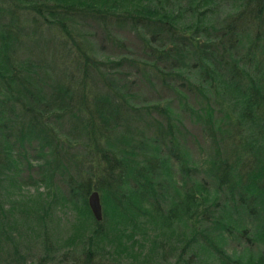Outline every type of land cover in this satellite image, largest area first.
<instances>
[{
  "label": "trees",
  "instance_id": "1",
  "mask_svg": "<svg viewBox=\"0 0 264 264\" xmlns=\"http://www.w3.org/2000/svg\"><path fill=\"white\" fill-rule=\"evenodd\" d=\"M2 1H5V5H0V198L4 195L9 198L13 191L24 184L36 185L42 182L45 186H53V172L62 168L68 170L63 161L66 157L59 146H75L72 140L65 141L59 137H63V134L58 132L55 125L63 121L76 123L84 118L86 130L80 133L76 132V128L68 127L66 132L79 133L80 137L81 134L85 137L87 151L95 158L100 155L104 159L105 176L93 184L92 176L84 178L80 171L84 166H79L76 174L79 180L76 184H68L69 189L65 193L68 197L63 195L62 202L74 205V202L79 201L77 190L81 192L82 200L88 198L92 189L98 190L105 197L106 215L116 219L118 226H130L128 224L132 222V233L135 234L139 226L138 216L145 212L140 202H145L146 196L156 190L152 182L157 181L159 173H170V158L173 156L179 163L181 185L186 188V192H180L181 199L167 218L160 216L168 229L181 222V218L188 219L196 215L201 207H204V211L215 207L220 200L235 206L234 211L239 209L242 215L253 218L256 223L264 222V154L260 158L252 153L264 148L263 129L258 126L261 121L264 122V0H239L242 1L240 7L218 23V29L207 22L212 15L200 10V6L207 7L212 0H189L188 5L179 8L177 12L165 6V0H158V5L154 7L145 5L144 0ZM20 11L28 15L23 14L24 23L29 20L36 25L39 21H46L60 26L62 32H68L67 20L72 19L77 12L86 13V18L104 23L110 31L113 27L126 28L129 24L132 30L149 33L141 37L146 55L141 57L140 66L135 67V60L126 55L119 60H111L110 57L99 60L80 44H75L71 47V62L67 65L71 69L64 72L63 77L53 80L43 71L39 62L21 58L25 54L20 51ZM6 13L8 21L2 24ZM186 15L190 17L189 21L185 19ZM239 47L245 50L242 59L236 56ZM124 65L135 68L134 76H144L148 72L151 76H146L145 79L151 83L156 80L168 92L173 93L172 97L138 107L128 98V94L119 92L114 96L123 101H115L116 110L112 109L111 102L100 96L90 99L93 93L90 88L95 85L94 80H91L94 72L99 75L100 67H106L115 73ZM194 92L205 100L204 108L197 118L203 120V127L209 131L211 138L215 136L213 132L223 131L222 126H225L224 131L228 133L231 129L234 132L237 128H243L249 138L245 144L241 140H234V137L227 140L232 143L231 152L234 156L229 153L223 158L210 156L205 160L204 174L211 182H208L209 188L200 179L193 178L197 175L191 172L199 174L201 169L190 163L193 160L178 145L177 134L180 132L181 120L171 107L178 102L179 107H185L191 112L193 109L188 106L187 93ZM217 97L227 99L226 102L229 99L232 101L229 105L234 116L225 112L223 117L216 118L212 103H215ZM123 109L126 113L122 116ZM143 112L145 116L140 119ZM154 112L167 121L166 126L161 125V119L153 117ZM257 116H261L257 120L259 123H255ZM123 118L127 120L124 123ZM135 121L144 124L141 132L138 126L134 129L129 126ZM240 132L239 130L238 133ZM212 140L215 144V138ZM97 145L104 148L98 150ZM29 148L34 150L36 160L42 161L41 164H31L27 156ZM21 162L27 165H22ZM24 167L30 173L31 168L36 169L38 177L29 174L27 180H22L21 168ZM87 178H91V182ZM142 181L148 185L150 192L147 187H141ZM56 188L59 190L58 183ZM113 199L121 204L128 200L130 202L124 208L122 204L118 211L111 207V203L114 205ZM134 202L138 207H135ZM33 203L36 202L32 200ZM14 206L11 210L17 208L21 212L24 211L22 206L27 205L19 202ZM2 212L0 207L1 215ZM25 212L30 217L36 210L33 212V209H27ZM89 212L83 214L92 218ZM225 213L229 212L222 208L219 214ZM106 219L96 225L102 228ZM17 223L19 226L20 223ZM221 224L225 227L222 228L223 231H230L229 228L239 236H244L247 230L243 226L234 230L230 224ZM119 229L123 236L128 235L126 228ZM9 236L10 240H14L12 233ZM135 237L130 235L129 239L134 240ZM103 238L102 231L90 238V248L86 250L85 246L82 258H89V252L93 251L94 246L102 250V245L98 244L102 243ZM248 240L263 245V250L261 247L262 251L255 258L244 254L245 258L238 256L239 259H236L224 253L223 247L211 240V250L217 264H264V223ZM181 241H178L179 244ZM135 243L136 240L132 246ZM120 244L127 247L126 244ZM173 247L177 246L173 244ZM246 248L248 252V247ZM184 250L174 264H185ZM77 254L70 259V263L88 264L92 261L91 264H96L93 260L82 261Z\"/></svg>",
  "mask_w": 264,
  "mask_h": 264
},
{
  "label": "rangeland",
  "instance_id": "2",
  "mask_svg": "<svg viewBox=\"0 0 264 264\" xmlns=\"http://www.w3.org/2000/svg\"><path fill=\"white\" fill-rule=\"evenodd\" d=\"M188 1L165 0L164 5L173 8L177 12L187 6ZM4 2L0 1V5L3 7L5 5ZM241 2L239 0H212V3L207 7L200 6V10L207 11L209 12L208 15H212L207 22L208 24H212V27L215 29H218V23L235 13L236 8L240 7L239 4ZM144 3L145 5L154 7L159 2L158 0H144ZM18 14L20 18L18 27L22 28L20 31L22 49L20 51L22 54H25V56H21L22 60L26 59L27 61L30 59L36 63L39 62L43 67V71L53 80L63 77V73L71 69L67 65L71 62L70 50H72L75 44H80L84 49L88 50L89 54L99 60H107L105 58L109 57L111 60H119L121 56L126 55L135 60L134 65L132 64L135 67L140 66L142 62L141 57L146 55L143 50L144 40L141 37L149 33H143V30H132L128 26L129 24L126 28L113 27L112 31H110L104 23H99L89 17L86 18L84 15L86 13L77 12L72 19L67 20L66 28L68 32H62L60 26L52 25L46 21H39L36 25L29 20L24 23L23 14L25 16L28 15L23 11L18 12ZM8 17L6 13L2 24L7 23ZM188 18L190 17L186 15L185 19L187 21H189ZM23 24H25V27H23ZM213 34L216 35L215 33ZM238 49L237 54H234L242 59L245 50L240 47ZM128 66H121L119 71H115V73H113L112 69L106 67H100L101 71L99 75L94 72L91 80H94L95 85L92 86L93 88H90L93 92L90 99L100 96L111 102L112 109L116 110L117 104H115V101L116 103L120 102V100L123 101L122 98L114 96V94H119V92L128 94V98L138 107L172 97L173 93L168 92L156 80H153V83H151L148 79H145L146 76L149 78L151 76L148 72L144 76L141 74L134 76L133 72H135V68L131 69ZM125 87H128V89ZM187 94L189 96V102L187 103L193 109L192 113L185 107H179L178 102H175L171 106L176 112L175 115H178L181 120L177 142L185 151V154L189 155L190 159L193 160L190 163L194 166H200L201 173L196 174V172H191L197 175V177L193 178L200 179L203 185L209 188L208 182L210 181L207 180L204 174L205 160L210 156H220L223 158L229 153L234 156V153L231 152L232 143L227 140L234 137V140H241L245 144L249 138L243 128H237L234 132H231V129L230 133H228L224 131L225 126H222L223 134H221L223 131L221 133L219 131L213 132V135H215L213 138H215L216 142L214 144L211 134L203 127V120L197 118L200 115V110L202 111L204 108L205 100L199 93ZM176 99L177 97L173 100ZM215 100L216 104L212 103V106L216 110V118L223 117L225 112L234 116L232 107L229 105L232 102L230 99L228 102H226L227 99L221 100L219 97ZM182 101L184 102V100ZM125 111L124 109L121 110L122 116ZM152 115L158 120L161 119L162 126H166L167 121L163 120L157 112H154ZM144 116L145 113L143 112L140 115V119ZM259 117L261 118V116L255 118V123H259L257 121L260 120ZM126 121L123 118L122 122ZM134 123L131 122L129 126L132 129L138 126L141 132L144 124L136 121ZM55 126L58 132L60 131L63 134V137L58 135L62 140L67 141V139H70L75 144L74 147L63 144L59 146L66 157L63 161L68 170H63L64 168H62L58 172H53L55 173L54 180L56 182H54L55 185L53 184V186H45L42 182H38L36 185L24 184L20 189L13 191V195L9 198H6V195L0 198V207L3 209V214H0V264H72L70 263V259L75 257L74 254L76 253H78L76 255L78 258L83 259L82 261L93 260L96 264H174L177 262L179 254L183 249H185V264H217L214 253L211 250L212 241L214 244L221 245L224 253L236 259H239L238 256L245 258V255L246 257L255 258L263 250V245L256 242L251 243L248 238H252V233L260 230V226L264 222L262 224L256 223V220L253 218L242 215L239 209L234 211L236 209L235 206L228 205L226 201L222 202L220 200L215 207L211 205L212 207L208 209L209 211H204V207H201L196 215L188 219L181 218V222L173 224V228L168 229V226L160 219V216H163V219L166 216L168 217L170 211L181 199L180 192L181 194L186 192V188H182L181 185L182 178L179 163L173 156H171V160L169 159L170 173L162 175L159 173L157 181L152 182V184H155L156 190H152L151 195L146 196L145 202L141 203L139 201L145 212L138 216L139 226H137L138 229L135 234L132 233V222L129 221L130 224L128 225L130 226L125 227L122 224L118 226L116 225V219L106 215L104 207L105 197L98 190L92 189L90 195L93 192H98L100 195L103 210L102 221H97L92 213L89 205L90 195L87 196V199L82 200L80 198L81 192L77 190L78 203L74 202L75 204L73 205L62 202L63 195L68 197L65 194L69 189L68 184H76L79 180L76 178L79 166H84L80 170L84 178L92 176V182L96 184L98 179H102L105 176V171L103 172L105 162L100 155L95 158L92 153L90 154V151H87L85 137H82V134L80 137L79 133L70 134L66 132L67 128L70 127L76 128V132L82 133L86 128L84 118L80 122L63 121L61 124ZM258 126L263 129L264 133V122L261 121ZM239 130L241 131L240 133H238ZM260 145L262 144L260 143ZM33 148L35 149V147ZM97 148L101 150L104 146L98 147L97 145ZM34 153V150L29 148V153L27 154L28 160H31V164H41L42 161H37ZM252 153L257 154L261 158L262 153L264 154V148L261 151L258 150V152L252 151ZM248 158L252 160L251 156ZM21 163L22 165H27V163ZM21 169L22 180H27L29 174L38 177L36 175L37 171L34 168H31V173L25 167ZM87 180L91 182V178H87ZM57 183L59 190L56 188ZM140 185L142 188L147 187V190L150 192V188L144 181ZM32 200L36 203L32 204ZM19 202L27 205L26 207L22 206L24 211L20 212L17 208L14 211L11 210V207ZM112 202H114V205L111 203V207L119 211V208L128 206L130 200L128 202L125 201V203L123 202V206L116 199H113ZM134 205L138 207L135 202ZM222 208L229 213H225V215L219 214ZM27 209H33V212L35 210L36 212L29 217L25 212ZM88 212L91 213L93 219L83 214H87ZM146 212L150 213L151 216ZM104 219H106V222L103 223L102 228L96 225L103 222ZM220 221L223 224H230L234 230L241 226L247 228V230L244 236H239L238 233L231 231L229 228L228 230L230 231L225 232L223 231L225 227ZM17 222L20 223L19 226ZM134 223L137 224L136 221ZM120 227L126 228L127 236H123V233H120ZM193 229H195L194 233L192 232ZM98 231H102L103 237H105L102 239V243L98 244L99 246L102 245L100 247L102 250L94 246L92 248L93 251L90 250L91 252H89L90 257L87 259L86 257L82 258L85 246H87L86 250L90 248L88 247L89 239L96 235ZM11 233L15 236L14 240H10L11 236L9 235ZM129 234L136 236L134 240L129 239ZM121 235L123 238H120ZM122 239L125 241H122ZM135 240V246H132ZM180 240L182 241L179 244L178 241ZM120 243L126 244L127 247H124ZM173 244L177 247H173ZM171 246L173 247L172 249H170ZM246 247H248V252ZM222 260L224 259L222 258ZM91 263L92 261L88 264Z\"/></svg>",
  "mask_w": 264,
  "mask_h": 264
},
{
  "label": "water",
  "instance_id": "3",
  "mask_svg": "<svg viewBox=\"0 0 264 264\" xmlns=\"http://www.w3.org/2000/svg\"><path fill=\"white\" fill-rule=\"evenodd\" d=\"M89 205L92 213L97 221H102L103 210L100 195L98 192H93L89 197Z\"/></svg>",
  "mask_w": 264,
  "mask_h": 264
}]
</instances>
